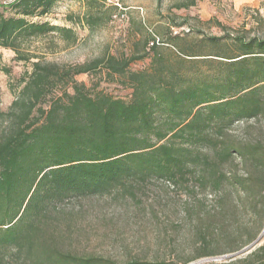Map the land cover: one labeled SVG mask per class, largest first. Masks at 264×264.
<instances>
[{"label":"trees","instance_id":"16d2710c","mask_svg":"<svg viewBox=\"0 0 264 264\" xmlns=\"http://www.w3.org/2000/svg\"><path fill=\"white\" fill-rule=\"evenodd\" d=\"M56 1L12 2L16 15L0 12V47L30 60L21 45L31 38L59 35L73 43L72 28L28 18L49 12ZM85 19L93 26L100 18ZM210 40L219 44L218 37ZM234 41L235 55L176 47L177 67L156 52L152 66L137 71H127L135 56H102L70 67L34 61L8 110L0 112V264H167L117 262L63 247L73 228L67 223L73 211L64 202L106 193L135 196L136 184L153 178L209 188L219 210L263 212L258 229L227 252L251 244L264 227V143L228 142L226 135L236 119L264 115V39ZM151 44L157 47L154 38ZM215 60L226 69L189 75L182 70L186 62ZM100 68L109 76L126 75L131 97L76 79ZM237 157L250 165L243 174L226 168ZM209 264H264V238L242 256Z\"/></svg>","mask_w":264,"mask_h":264},{"label":"rangeland","instance_id":"374dc122","mask_svg":"<svg viewBox=\"0 0 264 264\" xmlns=\"http://www.w3.org/2000/svg\"><path fill=\"white\" fill-rule=\"evenodd\" d=\"M14 1L0 0V12L16 15ZM181 3L189 4L179 7ZM89 14L99 16L97 24H87ZM28 18L72 28L76 40L68 43L59 35L31 38L21 45L33 56L30 60L0 47V112L8 110L21 88V77L37 60L70 67L102 56H135L127 71H137L149 69L156 52L177 67L179 47H189L192 54L235 55L239 50L234 38L264 39V0H58L49 12ZM212 37H218L219 44ZM221 68L226 69L215 60L186 62L182 70L187 75L212 74ZM125 76H109L100 68L76 79L129 99L132 88ZM226 141L264 143V115L236 119L227 127ZM226 168L243 174L250 165L237 157ZM135 192V196L106 193L64 202L66 211H73L64 249L117 262L140 258L167 264L226 262L253 249L240 252L248 244L227 252L258 229L263 212L234 206L219 210L217 195L209 188L193 189L163 178L136 184ZM263 231L264 227L260 234Z\"/></svg>","mask_w":264,"mask_h":264},{"label":"water","instance_id":"95a60500","mask_svg":"<svg viewBox=\"0 0 264 264\" xmlns=\"http://www.w3.org/2000/svg\"><path fill=\"white\" fill-rule=\"evenodd\" d=\"M264 231L258 236V238L249 246L245 247L244 249H242L240 252H245V251H249L252 248H255L257 245L260 244L261 242V237L263 236Z\"/></svg>","mask_w":264,"mask_h":264}]
</instances>
